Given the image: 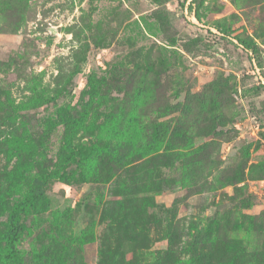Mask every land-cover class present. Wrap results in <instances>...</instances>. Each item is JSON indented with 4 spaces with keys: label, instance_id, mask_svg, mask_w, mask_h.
<instances>
[{
    "label": "rangeland",
    "instance_id": "obj_1",
    "mask_svg": "<svg viewBox=\"0 0 264 264\" xmlns=\"http://www.w3.org/2000/svg\"><path fill=\"white\" fill-rule=\"evenodd\" d=\"M93 73L108 102L77 141L122 157L51 185L42 210L71 253L28 230L25 264H264V0H0V255L30 163L58 160L63 127L43 148L11 141L73 112ZM34 84L51 102L24 109Z\"/></svg>",
    "mask_w": 264,
    "mask_h": 264
},
{
    "label": "trees",
    "instance_id": "obj_2",
    "mask_svg": "<svg viewBox=\"0 0 264 264\" xmlns=\"http://www.w3.org/2000/svg\"><path fill=\"white\" fill-rule=\"evenodd\" d=\"M156 1L163 3L168 0ZM183 4L184 3H182V5ZM239 40L245 44L247 49L255 50V48H257L256 41L253 39L247 40L243 37H239ZM102 80L103 79L98 77L96 73L91 74L85 87L81 91L80 105L75 107L73 112L67 114L63 113L57 119H49L48 125H46L44 130L34 133L30 137V141L22 138H16L11 141L12 144L19 149H30L32 147L43 148L46 140L51 137V134L56 131L59 126L63 127L62 144L58 160L51 162L50 159L46 157L45 159L30 163V166H37L36 168H38V170L36 175L31 178L30 189L24 194L21 200H16L9 212L6 231L4 232L5 252L0 255V259L4 264H25L24 252H22L20 246L23 244L22 240L28 230H45L48 236H53L55 240L67 249L68 253H71L67 237L66 235H62V230L57 226L53 211L46 212L42 210L45 206L43 198L49 193L51 185L54 182H61L69 185L86 180V168H98V164L92 165V161L95 157L100 158L101 161L104 162V165L109 162L106 161L107 158H109L110 161H114L116 158L122 157L119 147L110 148L108 142H96L95 140L83 144L77 141L80 131L90 129V133H93L102 127L99 121L103 113L100 112V109L93 111L95 98L97 96L101 97L98 104L99 107L105 106L108 102V97L106 96L109 88L103 85ZM34 92L35 96L33 100L25 103L22 108L32 110L37 106L51 102V97L48 96L45 89L37 87L36 84H34ZM91 114H93V118L88 125ZM107 118H109V116H107ZM157 128L156 126L154 132L155 138L159 133V131L156 130ZM103 129L113 131L114 133L118 132L114 125H105ZM117 145L121 146L120 143ZM111 154L112 158L110 157ZM139 187L143 194H145L149 188L148 185L144 184L141 186L139 185ZM252 197L250 198L252 199ZM62 198L63 196H60L59 193H52L50 197L51 200L48 204L51 205L52 208L57 207L62 202ZM140 201L139 199L138 202ZM29 219L30 221L28 224Z\"/></svg>",
    "mask_w": 264,
    "mask_h": 264
},
{
    "label": "water",
    "instance_id": "obj_3",
    "mask_svg": "<svg viewBox=\"0 0 264 264\" xmlns=\"http://www.w3.org/2000/svg\"><path fill=\"white\" fill-rule=\"evenodd\" d=\"M60 31V29H58Z\"/></svg>",
    "mask_w": 264,
    "mask_h": 264
}]
</instances>
